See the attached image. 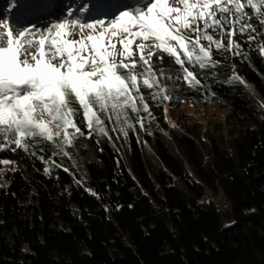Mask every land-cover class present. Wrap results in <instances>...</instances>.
<instances>
[{
	"label": "trees",
	"instance_id": "trees-1",
	"mask_svg": "<svg viewBox=\"0 0 264 264\" xmlns=\"http://www.w3.org/2000/svg\"><path fill=\"white\" fill-rule=\"evenodd\" d=\"M245 11L256 31L232 38L242 54L213 48L219 67L186 65L196 83L175 80L183 73L166 54L152 57L173 77L161 82L174 99L141 112L146 129L130 113L59 150H0L12 161L0 164V264H264V26ZM211 104L229 109L231 145L212 137L204 159L194 129L179 131L167 109Z\"/></svg>",
	"mask_w": 264,
	"mask_h": 264
},
{
	"label": "snow or ice",
	"instance_id": "snow-or-ice-1",
	"mask_svg": "<svg viewBox=\"0 0 264 264\" xmlns=\"http://www.w3.org/2000/svg\"><path fill=\"white\" fill-rule=\"evenodd\" d=\"M74 4L59 22L35 31L26 28L18 37L8 23H0V150L15 146L28 151L41 142L59 150L83 136L84 129L103 125L105 118L124 126L130 113L146 129L141 112L151 116L150 103L162 107L174 99L161 82L173 77L154 67V55L162 62L166 54L179 66L183 76L175 80L196 83L186 65L219 67L213 48L242 54L232 38L237 31H256L247 23L246 9L254 10L264 26V0H148L132 11L116 12L109 0H94L95 15L83 6L75 10ZM210 29L227 36L228 45L214 40Z\"/></svg>",
	"mask_w": 264,
	"mask_h": 264
},
{
	"label": "rangeland",
	"instance_id": "rangeland-1",
	"mask_svg": "<svg viewBox=\"0 0 264 264\" xmlns=\"http://www.w3.org/2000/svg\"><path fill=\"white\" fill-rule=\"evenodd\" d=\"M4 2V0H0ZM136 2L137 0H133ZM148 0H143L137 6L147 4ZM136 6V7H137ZM75 8V7H74ZM135 9V8H134ZM134 9H130L129 11H132ZM66 15H59L57 17L56 22H59L63 17ZM85 16V14H84ZM60 18V19H59ZM87 18V16H85ZM8 18L7 20H9ZM106 21L108 18H104ZM77 36H78V30H77ZM72 38H76L75 36ZM221 41V40H220ZM222 42V41H221ZM139 43V41H137ZM150 44H154V41H150ZM119 47V45H118ZM134 47V51L136 53L135 58H138V50ZM232 72L238 75V67L234 64L231 66ZM229 113L228 108H222L218 104H211V105H203V106H184L175 117L170 116L169 111L167 109V118L171 124L179 125L177 129L181 131L182 129L188 130L189 127L191 128L189 131L193 130L192 133H196L197 138L199 140V145L201 149V153L203 158L205 159L209 154H211L212 151V142L211 138L214 137L216 141H218L219 145L223 146V143L225 146L231 145V141L228 139L227 136V115ZM217 132L220 135L216 137L214 133ZM174 138H176V135L173 134ZM169 145L173 148V150L177 154H181L183 156V151L180 148L177 140H169ZM209 197H212L215 199V201L220 205L224 206L226 204V200L222 195L214 196L211 192L208 193Z\"/></svg>",
	"mask_w": 264,
	"mask_h": 264
},
{
	"label": "bare ground",
	"instance_id": "bare-ground-1",
	"mask_svg": "<svg viewBox=\"0 0 264 264\" xmlns=\"http://www.w3.org/2000/svg\"><path fill=\"white\" fill-rule=\"evenodd\" d=\"M22 1H25V3H26V0H22ZM71 2L73 3V0H71ZM26 4L30 5L33 3H26ZM0 7H2L3 10H7V8L18 10V8H19L17 6V3L15 0H5L4 2L0 1ZM31 21L32 22L30 24L25 25V24H21L19 22V19L16 16H13L11 19L7 20L5 15H0V23H5V22L8 23L12 28L14 37H18L20 35V31H23L26 28H30L33 31H35L38 28L43 29V28L49 26L50 23H52L51 21H46L45 23H37L39 21V19H33ZM40 37H41V33H37L35 38L39 39Z\"/></svg>",
	"mask_w": 264,
	"mask_h": 264
}]
</instances>
